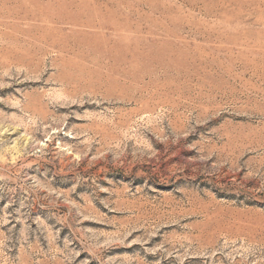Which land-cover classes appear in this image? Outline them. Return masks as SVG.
<instances>
[{
	"label": "rangeland",
	"instance_id": "rangeland-1",
	"mask_svg": "<svg viewBox=\"0 0 264 264\" xmlns=\"http://www.w3.org/2000/svg\"><path fill=\"white\" fill-rule=\"evenodd\" d=\"M0 264H264V0H0Z\"/></svg>",
	"mask_w": 264,
	"mask_h": 264
}]
</instances>
